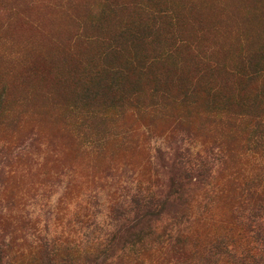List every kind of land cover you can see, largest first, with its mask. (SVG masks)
<instances>
[{"label": "rangeland", "instance_id": "1", "mask_svg": "<svg viewBox=\"0 0 264 264\" xmlns=\"http://www.w3.org/2000/svg\"><path fill=\"white\" fill-rule=\"evenodd\" d=\"M258 188L264 0H0V264H264Z\"/></svg>", "mask_w": 264, "mask_h": 264}, {"label": "trees", "instance_id": "2", "mask_svg": "<svg viewBox=\"0 0 264 264\" xmlns=\"http://www.w3.org/2000/svg\"><path fill=\"white\" fill-rule=\"evenodd\" d=\"M188 187V183L181 182L178 185L171 184L168 185L167 188L169 191L176 189L175 193L177 195L181 194V191L186 190ZM253 196V205L257 204V207L255 206L256 210H261L262 207H264V188L262 189H255L252 193ZM257 201V202H256ZM149 202L152 203V201L149 199ZM254 209V207H253ZM164 209H160L159 212H162ZM249 219V218H248ZM155 220L159 222L161 220L160 216H156ZM188 223V226H185V224ZM190 223L191 220L189 217L185 214H177V215H172L171 217H168V221L163 223L159 228H153L148 232V235L150 236H156L158 239H162V243L167 245L170 250L179 251L181 247L183 246V243L185 241V238L187 237V234H189V229H190ZM112 237L107 239L104 244H101L103 250L105 251L106 254V259L110 260L106 262V264H117L118 261H115L116 259L118 260L122 254V250H125L126 246L118 247L117 243L115 242L116 236L114 233H112ZM222 246V240H218L217 243L212 247L215 248L214 251H218V248ZM227 252L228 249L226 248ZM121 251V252H120ZM120 252V257L118 256V253ZM219 252V251H218ZM52 260V258H51Z\"/></svg>", "mask_w": 264, "mask_h": 264}]
</instances>
